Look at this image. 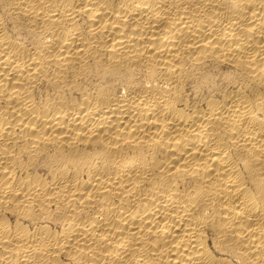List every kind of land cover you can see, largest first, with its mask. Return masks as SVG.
Instances as JSON below:
<instances>
[{"label":"bare ground","instance_id":"obj_1","mask_svg":"<svg viewBox=\"0 0 264 264\" xmlns=\"http://www.w3.org/2000/svg\"><path fill=\"white\" fill-rule=\"evenodd\" d=\"M0 264H264V0H0Z\"/></svg>","mask_w":264,"mask_h":264}]
</instances>
